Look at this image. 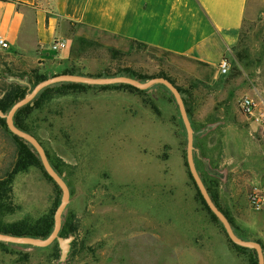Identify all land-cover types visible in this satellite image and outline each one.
<instances>
[{
    "label": "rangeland",
    "instance_id": "obj_1",
    "mask_svg": "<svg viewBox=\"0 0 264 264\" xmlns=\"http://www.w3.org/2000/svg\"><path fill=\"white\" fill-rule=\"evenodd\" d=\"M253 7L252 16L239 31L235 44L239 49L230 51V68L224 75L217 72L208 77L202 66L146 51L140 44L129 53L112 54L92 42L77 41L69 58L75 62L74 68L84 73L104 69L112 74L128 67L143 76L163 73L181 87L194 130L199 174L213 184L217 203L227 212L236 233L260 241L264 251V210H253L247 201L253 187H264V126L243 115L237 103L247 95L264 110V15L258 13L255 0ZM67 50L66 45L48 61L32 62L0 49V92L12 76L4 70L5 63L20 72L52 74L58 72L56 66ZM237 50H243L241 60L235 57ZM101 89L89 85L46 96L25 118L69 186L63 219L74 215L79 222L77 237L72 240L74 251L70 246L66 259L60 261L56 241L46 247L0 245L7 263L257 261L253 249L234 246L221 222L203 203L189 175L186 133L168 88L154 84L142 92H131L134 95L115 97L90 93ZM201 157L221 175L208 174ZM15 159L11 135L0 125V176ZM60 196L54 181L30 166L14 176L15 210L4 220L37 218L54 209ZM22 255H27L25 261L20 259Z\"/></svg>",
    "mask_w": 264,
    "mask_h": 264
},
{
    "label": "crops",
    "instance_id": "obj_2",
    "mask_svg": "<svg viewBox=\"0 0 264 264\" xmlns=\"http://www.w3.org/2000/svg\"><path fill=\"white\" fill-rule=\"evenodd\" d=\"M255 3L264 15V0ZM253 11V0H0V34L7 50L32 62L48 61L50 44L63 38L68 50L58 71L74 67L69 57L75 42L84 40L122 53L140 44L146 51L202 66L205 73L230 54ZM90 93L133 94L115 88ZM3 254L0 250V264H8Z\"/></svg>",
    "mask_w": 264,
    "mask_h": 264
},
{
    "label": "water",
    "instance_id": "obj_3",
    "mask_svg": "<svg viewBox=\"0 0 264 264\" xmlns=\"http://www.w3.org/2000/svg\"><path fill=\"white\" fill-rule=\"evenodd\" d=\"M8 81H15L19 84L28 86V92L22 98L15 101L7 112H4L2 109H0V118L4 119L6 127L12 134L18 136L19 138L23 139L25 143L31 145L32 150L35 152L36 156L39 157L43 169L45 170L47 175L54 181V183L59 187L61 196L57 206L54 209L52 230L47 236L43 237L31 235H14L10 233L0 232L1 242L18 245H27L33 247H46L52 242L57 241L58 247L60 249L59 260L64 261L70 249L71 242L75 237L74 234H70L65 237L59 234L62 225L63 214L70 199L69 186L65 181L63 175L58 173L51 165L46 151L41 142L38 140V138L32 133L22 130L21 128L15 125L13 116L20 107L28 103L32 104V100L43 88L61 82H74L88 85L128 84L139 90L148 89L154 84H163L172 93L175 102L178 106L180 117L183 122L186 133V165L188 167L189 175L193 179L196 188L201 194L208 209L221 222L229 240L238 246L253 249L256 253L257 264H264V251L261 243L253 239H244L237 235L226 215L218 208V206L212 200L195 164L194 152L196 151L197 153V150L195 149L193 144L194 130L188 117L184 100L179 89L168 78L164 76H153L145 80H140L128 75L96 76L67 72L50 75L36 83L34 86H31L30 83L26 80V78H19L16 76H9ZM208 128L209 127H206L205 129L207 130ZM202 160L205 163L206 169L210 173L217 174L219 176L221 175L218 170L210 166L206 158H202Z\"/></svg>",
    "mask_w": 264,
    "mask_h": 264
},
{
    "label": "trees",
    "instance_id": "obj_4",
    "mask_svg": "<svg viewBox=\"0 0 264 264\" xmlns=\"http://www.w3.org/2000/svg\"><path fill=\"white\" fill-rule=\"evenodd\" d=\"M79 41L86 42L84 40H79ZM236 49H239V48L236 47L235 45L231 48V50H233V51ZM107 50L110 51L112 54L121 53V52L114 50V49H107ZM242 51L243 50H237L235 52V57L238 60H241L242 57L245 56L242 53ZM4 70L7 71L12 76H16L19 78H24V76H25L26 80L30 83L31 86H34L39 81L45 79L46 77H48L50 75L56 74V73H67L68 72V73L92 75V74L84 73V72H82V71H80L74 67L64 68L63 70H59L58 72H55V73L52 72V74H44V73L39 74L35 70H32L30 73H25V72L18 71L17 68H14L11 64H8V63H5ZM108 75H128V76L140 79V80H145V79H147L149 77H153V76H164V77L168 78L173 84H175L169 77H167L163 73H158L156 75H151V76H143L140 73H138V72H136V71H134L128 67L121 68L112 74L104 73V71L100 72L99 74H96V76H108ZM86 86H89V85L83 84V83H74V82H61V83H55L52 86L49 85V86L43 88L35 96V98L32 100L34 102L33 106H31L28 103V104H25L22 107H20L15 112V114L13 116V120H14L15 125L18 126L19 128H21L22 130H25L27 132L32 133L30 127L25 122V118L27 117V115H29V113L31 112L33 107H35V105H36L35 103H37V101L39 99L44 98L46 96L50 97L54 93L63 95V94L68 93V89H78V88L86 87ZM175 86L179 89L180 93L182 94L183 90L181 89V87L177 86L176 84H175ZM98 87H100L102 89H105V88L122 89V90L129 91V92H142L143 91V90L136 89L133 86L128 85V84L98 85ZM27 92H28V86L19 84L15 81H8V80L5 81L3 84L2 90L0 92V109H2L4 112H7L9 110V108L12 106V104L15 101H17L18 99L22 98L25 94H27ZM184 104H185V102H184ZM186 110L188 112L187 108H186ZM0 125L4 128L5 131H7L11 135V139L15 145V154H16V159L12 163L11 168L6 170L4 172V174L2 176H0V232L10 233V234H14V235H31V236H43V237H45L52 230L53 213H54V209L58 203H56L54 205L55 206L54 209L51 208L50 211L42 214L41 216H39L37 218H31L29 216H25L21 219H18L15 221H10V222L4 220L5 215L12 213L15 210V206L13 204V198H12V191H13V179L17 173L26 171L30 166H36L39 169H41L44 172V174L50 180H52V179L47 175V173L43 169V166L40 162V159H38L35 156V153L33 152L31 145L25 143V141L23 139L12 134L8 130V128L6 127V124H5V121L3 118H0ZM46 154H47V152H46ZM201 158H203V157H201ZM194 160H195V157H194ZM50 163L54 167V169L59 173L57 166L55 164H53L51 161H50ZM207 173L209 174L210 172L207 170ZM210 174H213V173H210ZM214 175H217V174H214ZM202 180H203L212 200L218 206V208L226 215V217L230 221V223H231V225H232V227L236 233L235 227H234L230 217L228 216L227 212L217 203V199H216V197L212 191L213 184L211 185L204 178H202ZM55 186L57 188L56 184H55ZM195 187H196V185H195ZM197 191H198V189H197ZM200 196H201V194H200ZM201 199H202L203 203L205 204L202 196H201ZM205 206L207 207L206 204H205ZM207 209H208V207H207ZM211 214L214 218L217 219V217L212 212H211ZM78 228H79V222H78V220H76L75 216L73 215L67 219L62 220V225H61L59 234L63 237L68 236L70 234H74L75 238H76ZM240 237H242V236H240ZM242 238H244V237H242ZM244 239H246V238H244ZM258 242H260V241H258ZM75 244H76L75 241L71 243V245H70L71 249L70 250L74 251ZM0 245H1V247H4L6 245L19 246V247H31V246H27V245L4 243L1 241H0ZM57 246H58V244L56 245V247ZM234 246L239 248V249H247L245 247H241L238 245H234ZM26 258H27V255H22V257L20 259L22 261H25ZM253 264H257V261H255Z\"/></svg>",
    "mask_w": 264,
    "mask_h": 264
},
{
    "label": "built area",
    "instance_id": "obj_5",
    "mask_svg": "<svg viewBox=\"0 0 264 264\" xmlns=\"http://www.w3.org/2000/svg\"><path fill=\"white\" fill-rule=\"evenodd\" d=\"M66 46V41L63 38H56L50 44L53 52L58 53ZM8 47V43L4 36L0 34V49ZM230 68L229 55L223 56L216 65H209L206 68V76L213 77L217 72L224 75L228 73ZM238 108L240 112L251 118L253 121L264 126V110L258 108L257 103L250 96L244 95L238 99ZM249 206L255 210H264V187H253L247 195Z\"/></svg>",
    "mask_w": 264,
    "mask_h": 264
}]
</instances>
